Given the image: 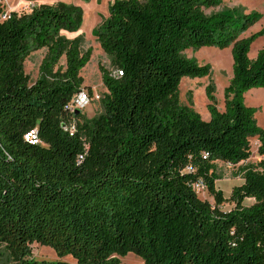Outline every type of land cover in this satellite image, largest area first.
I'll list each match as a JSON object with an SVG mask.
<instances>
[{
    "label": "trees",
    "instance_id": "16d2710c",
    "mask_svg": "<svg viewBox=\"0 0 264 264\" xmlns=\"http://www.w3.org/2000/svg\"><path fill=\"white\" fill-rule=\"evenodd\" d=\"M221 2L114 0L93 35L122 74L99 67L107 92L89 119L67 109L92 55L82 36L63 34L79 30L82 9L38 4L0 21V246L10 264H120L129 253L144 264H264V127L245 104L264 88V48L249 57L264 27L244 36L260 13H206ZM211 46L231 48L232 78L224 109L208 104L205 121L181 105L179 86L211 70L183 53ZM42 48L31 83L24 62ZM33 131L36 143L25 139ZM253 138L260 160L224 211L216 162L249 160ZM33 244L60 259H35Z\"/></svg>",
    "mask_w": 264,
    "mask_h": 264
},
{
    "label": "rangeland",
    "instance_id": "374dc122",
    "mask_svg": "<svg viewBox=\"0 0 264 264\" xmlns=\"http://www.w3.org/2000/svg\"><path fill=\"white\" fill-rule=\"evenodd\" d=\"M19 0H7V4L15 5ZM37 1V0H35ZM114 0H38V4H54L64 2L78 6L83 11L82 23L78 36L84 39L82 51L92 49L90 61L81 70L80 75L84 79L83 87L91 94H97L100 98L93 100L83 111L82 115L89 119L103 110L102 99L107 92L103 85L100 66L109 71L114 70L110 57L102 50L97 38L93 35L94 29L109 16V5ZM236 10L240 13L258 12L262 18L255 23L244 36H250L260 31L264 27V0H222L219 6L206 9L207 14L220 11ZM64 35L71 38V34L64 32ZM264 48V34L259 36L252 43L249 57L254 59L260 49ZM46 54V48L31 52L24 62L25 73L29 76L30 82H34L39 75V67ZM184 56L196 60L200 65L208 64L211 67L210 74L203 78L183 77L179 86V100L181 105H187L198 112L202 119L208 121L210 114L207 109L208 104L215 103L219 110L224 109V89L232 78V54L231 48L220 49L218 47H203L198 50L188 49ZM60 65L65 66V58L60 60ZM212 87V97L206 95V88ZM247 99V100H246ZM245 104L257 108L256 119L259 126L264 127V88H253L245 94ZM258 140L251 139L252 156L249 160L233 165L221 161L216 162L215 173L218 176L216 187L227 199L222 209L228 211L233 208L234 203L229 199L234 187L244 182V168L256 165L260 160L257 153ZM205 198L204 192L200 193ZM214 203L213 198H209ZM253 199H246L245 205H250ZM33 257L37 260L56 261L60 258L55 251L49 247L37 244L32 245ZM61 260L70 264H75L71 256L62 257ZM120 264H144L143 260L134 253H129L126 257H120ZM0 264H10L6 251L0 246Z\"/></svg>",
    "mask_w": 264,
    "mask_h": 264
},
{
    "label": "built area",
    "instance_id": "2783aa9c",
    "mask_svg": "<svg viewBox=\"0 0 264 264\" xmlns=\"http://www.w3.org/2000/svg\"><path fill=\"white\" fill-rule=\"evenodd\" d=\"M37 5L38 3L35 0H19L15 5L7 4V0H0V21L9 19L13 12H30ZM121 74L122 72L119 70L112 71L113 76H120ZM99 98L100 97L97 94H91L88 90L82 88L73 96L67 109L72 115H74L77 111L83 112L93 100ZM63 128L64 130L73 133L76 130V120L73 118V121L69 125L64 124ZM25 139L36 143V132L33 131L27 134ZM194 188L200 193L204 192L205 184L202 181H198L194 184Z\"/></svg>",
    "mask_w": 264,
    "mask_h": 264
},
{
    "label": "crops",
    "instance_id": "0c3cea01",
    "mask_svg": "<svg viewBox=\"0 0 264 264\" xmlns=\"http://www.w3.org/2000/svg\"><path fill=\"white\" fill-rule=\"evenodd\" d=\"M38 1V0H37ZM36 1V2H37ZM38 3V2H37ZM68 33V32H67ZM78 33H79V31H77V32H75V33H69V34H71L73 37H76V36H78ZM73 37H71V38H73Z\"/></svg>",
    "mask_w": 264,
    "mask_h": 264
},
{
    "label": "water",
    "instance_id": "95a60500",
    "mask_svg": "<svg viewBox=\"0 0 264 264\" xmlns=\"http://www.w3.org/2000/svg\"><path fill=\"white\" fill-rule=\"evenodd\" d=\"M78 112H79V111H77L76 114H78ZM63 126H64V124H63Z\"/></svg>",
    "mask_w": 264,
    "mask_h": 264
},
{
    "label": "bare ground",
    "instance_id": "6f19581e",
    "mask_svg": "<svg viewBox=\"0 0 264 264\" xmlns=\"http://www.w3.org/2000/svg\"><path fill=\"white\" fill-rule=\"evenodd\" d=\"M247 100V99H246Z\"/></svg>",
    "mask_w": 264,
    "mask_h": 264
}]
</instances>
